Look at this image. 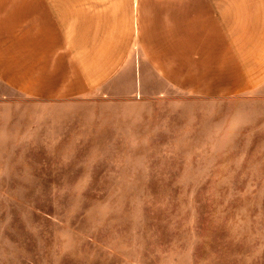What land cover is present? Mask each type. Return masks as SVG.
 <instances>
[{
	"label": "rangeland",
	"instance_id": "1",
	"mask_svg": "<svg viewBox=\"0 0 264 264\" xmlns=\"http://www.w3.org/2000/svg\"><path fill=\"white\" fill-rule=\"evenodd\" d=\"M145 91L0 87V264H264V88Z\"/></svg>",
	"mask_w": 264,
	"mask_h": 264
},
{
	"label": "crops",
	"instance_id": "2",
	"mask_svg": "<svg viewBox=\"0 0 264 264\" xmlns=\"http://www.w3.org/2000/svg\"><path fill=\"white\" fill-rule=\"evenodd\" d=\"M148 85L208 98L264 88V0H0L6 91L62 101Z\"/></svg>",
	"mask_w": 264,
	"mask_h": 264
}]
</instances>
